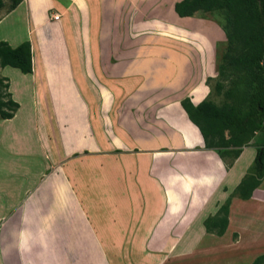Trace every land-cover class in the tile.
I'll list each match as a JSON object with an SVG mask.
<instances>
[{"label": "crops", "instance_id": "obj_1", "mask_svg": "<svg viewBox=\"0 0 264 264\" xmlns=\"http://www.w3.org/2000/svg\"><path fill=\"white\" fill-rule=\"evenodd\" d=\"M180 1L23 0L0 16L1 26L17 10L41 9L39 26L57 25L79 113L69 142L68 125L55 136L37 116L32 137L0 132V264H166L181 254L174 255V244L155 248L153 241L193 233L209 242L184 253L190 263L198 253V264H251L264 254V179L249 200L232 198L222 236L203 224L202 216H214L244 178L238 166L251 145L229 163L205 149L181 106L186 98L195 106L213 101L209 81L218 75L225 34L198 13L180 18ZM72 24L75 71L64 40ZM0 41L12 48L31 43L32 73L19 72L46 89L43 71L57 63L42 53L47 39L6 34ZM8 90L16 101L10 82ZM86 162L104 169L88 167L86 174ZM97 175L104 195L88 198ZM243 238L257 250L244 262Z\"/></svg>", "mask_w": 264, "mask_h": 264}, {"label": "trees", "instance_id": "obj_2", "mask_svg": "<svg viewBox=\"0 0 264 264\" xmlns=\"http://www.w3.org/2000/svg\"><path fill=\"white\" fill-rule=\"evenodd\" d=\"M23 0H9L8 12ZM4 1L0 0V11ZM180 18L197 13L218 14L219 25L227 41L225 53L217 65L222 81L216 83V94L222 104L204 100L193 105L186 98L181 102L189 121L195 125L207 150H215L221 158L236 160L254 137L264 136V0H181L174 6ZM10 67L22 74H31V43L24 41L12 48L0 41V68ZM226 82V87L223 84ZM9 80L0 75V119L14 117L19 104L9 93ZM264 179V143L256 148L253 166L226 199L217 213L204 221L207 232L222 236L228 226L231 200H249ZM251 264H264V254Z\"/></svg>", "mask_w": 264, "mask_h": 264}, {"label": "rangeland", "instance_id": "obj_3", "mask_svg": "<svg viewBox=\"0 0 264 264\" xmlns=\"http://www.w3.org/2000/svg\"><path fill=\"white\" fill-rule=\"evenodd\" d=\"M3 1L4 7L0 11V16L3 15V13L5 14L6 12H8L9 0ZM43 14V10L37 9L34 14L32 13L31 15H28L26 12H24V8H22L12 13L9 16V19L4 21L0 26V36L9 34L11 37H13V39L16 40H28V38H31L34 41H39V39H47V43L44 44L42 53L45 59H51L50 61L57 62L55 63V65L53 63H50V71H47V67L43 71L44 80H46V82L48 83L46 89H42L37 83H32V80L22 77V74L14 68H6L3 70L2 74L8 78L12 87L13 94L17 99L16 101L19 103L20 107L15 117L9 122L0 119V132L10 133L11 131H13L18 136L22 135L25 138L32 137L34 136L33 122L37 116L39 121L47 122L49 133H53L55 134V136L56 132L59 133L61 131L59 128L60 125H68L67 129L70 131L68 133H65V136L67 137L66 140L69 142L73 138H75V134H72V131H75V119L79 114L77 113V103L75 102V86L72 90L71 83H69V81L66 79L67 75L64 69V65L61 64V61L66 57L63 56L64 50L61 49L60 44L62 40L61 37H59V34L61 35L62 32L61 30H57V25L53 24V22L45 27L39 26L43 18ZM197 16L208 18L216 23L222 21V17L218 14L210 15L198 13ZM70 26V31L65 32L64 40L67 46V49L65 48V52L69 59L73 61L75 71V45L73 44V37L71 34L75 30V25L72 24ZM53 27H55L54 30H52ZM55 29L57 31H55ZM31 30L32 32L29 33ZM49 37L51 38L49 39ZM226 48L227 41L226 38H224L222 48L217 50L216 62H218V64L220 63L221 56L225 53ZM46 72L48 73V76H45ZM219 81H222V79H220L217 75L215 79L209 81V86L212 91L211 98L215 103L220 105L224 102V98L216 94L215 86ZM27 82H31L32 84L30 85L29 83V85H27ZM223 84L226 87V82L223 81ZM255 137L253 139L254 141H251V148L245 150L238 166V170H245L246 174L250 172L251 167L253 166L254 158L256 156V148L262 146L264 143V136L262 134L258 133ZM73 142H75V139ZM232 161L233 159L229 158L228 162L232 163ZM82 166H85L83 167V169L85 170L86 174L88 173V167L96 174L104 169L102 166H99L96 169L94 163L87 165V162ZM98 177L99 175H97L96 177H91V179L93 180V184L96 185L98 189L95 190L93 186L92 192L87 191L88 198L91 197L89 196L91 195V193L98 196L95 199H98L100 197L102 198L104 195L102 187L98 185ZM108 194H111V200L118 199L117 197H114V191H109ZM229 196L230 195H228L227 198ZM129 198L130 197L128 195V199ZM227 198L224 199L223 204L225 203ZM210 211L211 210H209V213H207L208 215H203L202 218L207 216L210 217ZM199 226L200 223L197 222L193 227L195 229ZM251 241L253 240L243 238L244 245L240 249L242 262L251 260L250 256L254 254V251H257L255 248H253V244H248V242L251 243ZM208 242L209 241L207 239H203L201 235L193 233L187 234L177 240L153 241V244L155 248H158L159 246L161 247L164 244H174V255L181 254V256H176V259L174 261L173 259H171L170 261H167L166 264H198L201 258L199 253L192 256L191 263L189 262L188 257H184L183 255L190 248L192 249V251L198 252L202 247L205 246V244H208ZM139 246V248H141L140 251L144 250V247L142 248V245ZM142 253V256L139 257L141 259L143 258Z\"/></svg>", "mask_w": 264, "mask_h": 264}, {"label": "built area", "instance_id": "obj_4", "mask_svg": "<svg viewBox=\"0 0 264 264\" xmlns=\"http://www.w3.org/2000/svg\"><path fill=\"white\" fill-rule=\"evenodd\" d=\"M59 15L57 14V13H54L53 15H52V20H58L59 19Z\"/></svg>", "mask_w": 264, "mask_h": 264}]
</instances>
